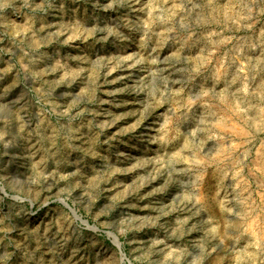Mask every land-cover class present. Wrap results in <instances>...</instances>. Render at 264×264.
<instances>
[{"label":"rangeland","instance_id":"1","mask_svg":"<svg viewBox=\"0 0 264 264\" xmlns=\"http://www.w3.org/2000/svg\"><path fill=\"white\" fill-rule=\"evenodd\" d=\"M0 264H264V0H0Z\"/></svg>","mask_w":264,"mask_h":264},{"label":"water","instance_id":"2","mask_svg":"<svg viewBox=\"0 0 264 264\" xmlns=\"http://www.w3.org/2000/svg\"><path fill=\"white\" fill-rule=\"evenodd\" d=\"M1 191L4 193V189L1 188ZM63 204L65 205L66 208H68L72 213L73 215L75 216L76 219L78 220H81V217H79L77 215V213L75 212V210L71 209L68 205H66L64 202ZM108 237L111 238L113 240V243L120 249V244H119V241H118V238H115L114 234L113 233H107ZM115 240V241H114ZM117 242V243H116ZM124 256V255H123Z\"/></svg>","mask_w":264,"mask_h":264},{"label":"bare ground","instance_id":"3","mask_svg":"<svg viewBox=\"0 0 264 264\" xmlns=\"http://www.w3.org/2000/svg\"><path fill=\"white\" fill-rule=\"evenodd\" d=\"M115 241V240H114ZM117 243V242H116Z\"/></svg>","mask_w":264,"mask_h":264}]
</instances>
